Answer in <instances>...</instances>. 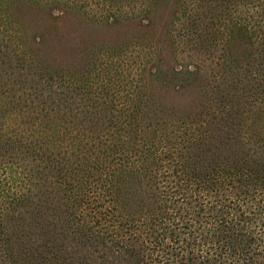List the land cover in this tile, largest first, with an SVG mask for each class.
<instances>
[{"label": "trees", "instance_id": "1", "mask_svg": "<svg viewBox=\"0 0 264 264\" xmlns=\"http://www.w3.org/2000/svg\"><path fill=\"white\" fill-rule=\"evenodd\" d=\"M0 264H264V0H0Z\"/></svg>", "mask_w": 264, "mask_h": 264}, {"label": "rangeland", "instance_id": "2", "mask_svg": "<svg viewBox=\"0 0 264 264\" xmlns=\"http://www.w3.org/2000/svg\"><path fill=\"white\" fill-rule=\"evenodd\" d=\"M165 13V8H161L160 11L157 12L155 15V21L156 23H159ZM66 21V22H65ZM32 26V25H31ZM57 33L55 31L54 34L49 32V38L50 40L48 43L44 45L45 51L49 52H55L57 51L60 55L62 53L61 47L57 50V45L59 44V41H57L56 37H66V45L71 46V45H76L79 40L85 41L86 39L88 40H95L99 37H106L109 34L115 33L112 29H97V30H89L85 28V26L81 25L78 20L74 21L71 19H65L63 22L59 23L57 26ZM132 30L130 27H123L120 28L121 32H130ZM126 35V34H125Z\"/></svg>", "mask_w": 264, "mask_h": 264}]
</instances>
